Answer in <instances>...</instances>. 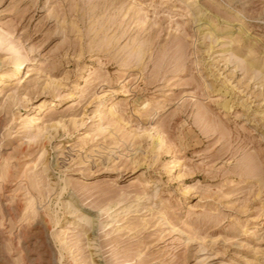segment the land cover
<instances>
[{
  "label": "rangeland",
  "instance_id": "374dc122",
  "mask_svg": "<svg viewBox=\"0 0 264 264\" xmlns=\"http://www.w3.org/2000/svg\"><path fill=\"white\" fill-rule=\"evenodd\" d=\"M0 264H264V0H0Z\"/></svg>",
  "mask_w": 264,
  "mask_h": 264
},
{
  "label": "bare ground",
  "instance_id": "6f19581e",
  "mask_svg": "<svg viewBox=\"0 0 264 264\" xmlns=\"http://www.w3.org/2000/svg\"><path fill=\"white\" fill-rule=\"evenodd\" d=\"M16 61H17V62H16V67H17V68L21 67L23 61H22V60H16ZM13 63H14V62H13ZM14 64H15V63H14ZM16 72H18V70H17ZM158 144H159V143H158Z\"/></svg>",
  "mask_w": 264,
  "mask_h": 264
}]
</instances>
